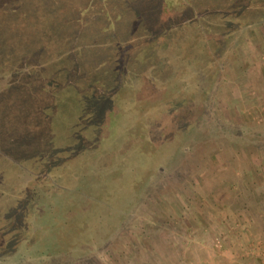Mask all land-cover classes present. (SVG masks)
<instances>
[{
	"label": "rangeland",
	"instance_id": "rangeland-1",
	"mask_svg": "<svg viewBox=\"0 0 264 264\" xmlns=\"http://www.w3.org/2000/svg\"><path fill=\"white\" fill-rule=\"evenodd\" d=\"M244 15L204 120L172 132L189 60ZM90 170L110 218L58 257ZM263 193L264 0H0V264H264Z\"/></svg>",
	"mask_w": 264,
	"mask_h": 264
},
{
	"label": "trees",
	"instance_id": "trees-1",
	"mask_svg": "<svg viewBox=\"0 0 264 264\" xmlns=\"http://www.w3.org/2000/svg\"><path fill=\"white\" fill-rule=\"evenodd\" d=\"M222 9H227V7ZM262 10L258 11L257 14H261ZM235 21L231 20V17L228 20H223V22L227 24V30L223 29L220 31L218 29L220 33L214 34L215 38L210 35L209 38L207 37L204 39L203 45L209 44V47H206L204 50L200 49L201 55L196 58L197 60H189L192 64L187 65L186 70L188 72H186V74L184 73L186 85L183 86L184 89L181 90V95L175 98L177 103L176 106L171 107L165 116L162 117V121L169 124L171 127L170 130H172V128L174 129L172 132L184 134L189 127L192 129L197 122L204 120L208 107L209 95L211 94L210 88L212 79H210L209 72L211 70H217L216 72H218L219 68L220 72L223 70L222 63L224 60L221 59L223 55V50H221V48L222 45L227 44V40L232 36V32L228 33V31L232 29H241L242 26L251 24L252 20L249 18V15H244L241 20H238L241 23L238 24ZM216 41H219V44H215ZM211 44L214 46H211ZM218 46H220V67L216 64L218 60H215L214 56H212L214 53H217L219 49L217 48ZM182 58L183 57H180V59L176 60L175 66L180 64L179 60L182 61ZM185 59L187 58L184 57V60ZM186 77H188V79ZM106 169L108 168L106 167L104 170ZM96 171L99 170H90L87 173L88 176L84 181H80L74 190L70 192L65 191L62 194V202H66L64 199L66 196L67 202H70L72 199L76 204L60 203L62 207V217L60 222L58 217V229H61V234L64 235L63 237H58V257L65 258L66 253L70 252L73 246L86 244L88 234H95L94 230H96V227H102L100 222L107 221V219L110 218V216H106V214L102 212L106 211L111 203H115V194L108 193L114 191V189L118 187H116L117 185H110V182H112V184L114 183L112 181L113 177L108 176V173L102 171L99 174L95 173ZM101 173H103V175ZM141 179L143 180V178ZM100 191H102V193H100ZM116 198H119V195ZM91 228L93 229L91 230ZM69 239L70 241L67 243ZM62 255L64 256L62 257Z\"/></svg>",
	"mask_w": 264,
	"mask_h": 264
},
{
	"label": "crops",
	"instance_id": "crops-1",
	"mask_svg": "<svg viewBox=\"0 0 264 264\" xmlns=\"http://www.w3.org/2000/svg\"><path fill=\"white\" fill-rule=\"evenodd\" d=\"M263 195V198H264V193L262 194ZM259 198V197H258ZM260 199H262V197H260ZM258 204V203H257ZM262 205H264V204H262ZM258 214H260L259 212H257ZM256 212H254V215H256L257 214ZM256 217H257V215H256ZM254 224H255V226H254V228L253 229H251V232H250V238H248L247 239V241L249 240V239H252V238H259V239H262V240H264V229H261L260 228V225L258 224V221H256V219H255V221H254ZM233 249H232V251L230 250V249H228V247L227 248H224L223 247V251L225 252V254H229V256H226L227 258L228 257H231V254H234L233 252L235 251L234 250V247H235V245H236V243H237V241L236 240H234L233 239ZM232 246V245H231ZM228 252V253H227ZM228 260H231V259H228ZM227 261V260H226ZM235 264H237V263H235ZM249 264H252V263H249Z\"/></svg>",
	"mask_w": 264,
	"mask_h": 264
}]
</instances>
